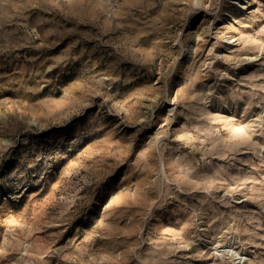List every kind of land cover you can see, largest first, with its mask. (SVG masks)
<instances>
[{
	"label": "rangeland",
	"instance_id": "rangeland-1",
	"mask_svg": "<svg viewBox=\"0 0 264 264\" xmlns=\"http://www.w3.org/2000/svg\"><path fill=\"white\" fill-rule=\"evenodd\" d=\"M0 264H264V0H0Z\"/></svg>",
	"mask_w": 264,
	"mask_h": 264
}]
</instances>
